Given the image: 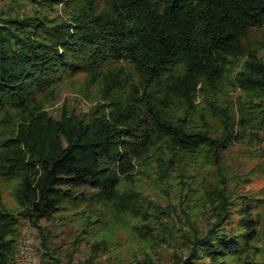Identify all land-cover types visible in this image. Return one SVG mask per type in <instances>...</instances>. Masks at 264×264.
Instances as JSON below:
<instances>
[{"label": "trees", "instance_id": "16d2710c", "mask_svg": "<svg viewBox=\"0 0 264 264\" xmlns=\"http://www.w3.org/2000/svg\"><path fill=\"white\" fill-rule=\"evenodd\" d=\"M21 1L34 13L0 16V264H15L23 220L41 236L39 264H69L83 240L102 250L85 231L110 211L132 233L171 236L134 176L166 187L172 172L197 175L189 159L213 176L179 179L177 196L197 189L214 220L201 232L182 211L179 264H258L264 183L222 181L242 146L255 157L240 182H264V0ZM57 4L64 17L48 15ZM63 82L86 110L46 111ZM72 213L86 227L61 250L39 221Z\"/></svg>", "mask_w": 264, "mask_h": 264}, {"label": "rangeland", "instance_id": "374dc122", "mask_svg": "<svg viewBox=\"0 0 264 264\" xmlns=\"http://www.w3.org/2000/svg\"><path fill=\"white\" fill-rule=\"evenodd\" d=\"M53 9H47V13L50 16L58 15L64 17V11L61 4L53 5ZM32 4L19 0L18 2L11 0H0V16H22L34 13ZM63 82L55 90L52 96V101L47 104L46 111L54 117H57L62 106L68 109H74L75 111H84L87 109L88 103L82 100L78 93L77 86H74ZM255 157V151L252 148L246 147H234L230 149L226 156V172L224 183L236 186L238 189H250L261 186L264 182L247 185L240 182L242 174L245 173V169L251 166ZM188 170H196L197 175L189 176L190 171H187L185 178L178 175L177 171L172 172L171 184L166 183V187L162 183H152L151 178L143 174L145 179H139L134 176V185L145 188L144 194H142L146 201L154 202L161 207V212L157 213L158 217L163 218L171 230L172 235L169 236L163 232L165 236L161 239L160 234L153 236L158 230V224L156 228L148 230L152 232V237L149 234H143L142 231L138 233H132L129 230V224L131 220L127 222L117 221L113 211L102 220L97 221L86 229V233L97 232L98 234L93 237L92 240H97L104 237L106 242L102 250L93 253L91 251L90 242L83 240L75 245L76 251L72 255V259L69 264H139L144 260H147L149 264H179V259L185 254L184 243L182 242L181 233L187 231V227L184 222L182 211L189 215L193 225L204 232L208 224L213 221L211 210L207 206H203L201 201H198L195 197L197 189L193 193V200H186V197H178V188L180 187L179 179H194L198 180L199 176L205 180H211L213 172L210 168H204L198 159H189ZM212 172V173H211ZM225 175V174H224ZM219 183L218 185L222 184ZM70 220H67L64 225H58L54 220L39 221V225L45 229L43 232H49L50 238L48 241L61 250L69 248L72 244V240L76 235H82V230L86 227L83 225L82 220L76 221V213H72ZM264 230V223L261 228ZM20 234L16 241L15 250V264L22 261V257L25 254L36 257V264H39L40 256V239L39 232L27 221L23 220L20 225ZM257 244L260 247V252L252 257L258 264H264V240H259ZM24 247V254L21 255L20 247Z\"/></svg>", "mask_w": 264, "mask_h": 264}, {"label": "built area", "instance_id": "2783aa9c", "mask_svg": "<svg viewBox=\"0 0 264 264\" xmlns=\"http://www.w3.org/2000/svg\"><path fill=\"white\" fill-rule=\"evenodd\" d=\"M20 253L21 255L24 254V247L22 246L20 247ZM36 262V257L25 254V256L22 257V261L18 264H36Z\"/></svg>", "mask_w": 264, "mask_h": 264}]
</instances>
